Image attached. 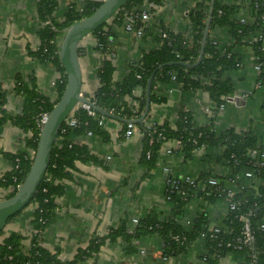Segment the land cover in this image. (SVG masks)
<instances>
[{"label":"trees","instance_id":"obj_1","mask_svg":"<svg viewBox=\"0 0 264 264\" xmlns=\"http://www.w3.org/2000/svg\"><path fill=\"white\" fill-rule=\"evenodd\" d=\"M103 1L82 0L80 6L70 4L60 20L53 15L56 0L37 1L41 42L36 50H29V54L40 61L51 63L60 72V76L53 85V99L43 95L34 76L28 79L17 77L13 89L21 96L19 113L4 108L7 90L0 85V124L11 122L30 132L26 138L27 150L6 153L12 166L0 177V186L8 190L4 198L15 194L30 169L41 130L36 124L37 119L42 112L51 111L65 89L66 74L58 52L66 29L74 22L90 16ZM163 1L126 0L109 18L118 26L124 27L127 22H131L134 28L143 27L140 35L143 36L147 27L140 18L141 13L146 11L151 14L152 6L161 5ZM210 1L194 0L189 7L188 32H174L161 25L160 33L155 36L157 47L143 52L139 60L129 62L128 72L120 79H113L115 66L111 57L106 55L98 70L96 89L90 96H84L111 114L136 120L144 112L146 84L152 74L150 104L159 105L165 100V97L153 88L158 82L175 81L184 90L207 94L213 113L205 125H198L193 113L187 110L179 111L177 120L173 123L168 120L161 123L151 122L148 119L136 123L142 134L140 158L147 170L151 171L160 160L163 144L178 140L179 146L173 151L181 154L184 159H192L195 151L206 148L210 152L209 157L216 153V163L223 166L224 172L207 167L199 171L193 184L175 177L176 181L167 193L172 204L171 216L162 218L157 209H151L145 216L137 218V222L132 225L128 226L123 221L105 235H93L87 246L78 249L71 259H61L59 247L51 250L40 244L41 232L55 216V199L64 192L61 181L70 177L76 161L107 167L106 160L92 154L86 144L76 142V139L87 131L107 138L108 133L104 125L98 123L100 119L104 121L107 117L96 111L91 115L78 106L67 118L72 115L79 123L69 126L65 122L67 118L62 121L52 145L45 174L33 197L23 208L6 219L8 222L26 206L33 205L30 232L23 234L11 230L5 233L4 229L0 230V264H90L101 244L107 240L114 242L121 238L126 245L125 253L131 255L138 251L137 246L141 238L151 235L161 238L163 257L182 253L191 242L203 239L206 242L207 264H220L221 257L231 252L241 257L238 264H264V168H255L251 162L252 153H256L255 157L264 154V143L259 144L257 134L252 129L239 131L233 127L222 129L215 126L217 105L226 102L225 98L237 89V80L232 73L243 69L246 64L239 51L241 47H249L251 50L252 65H259L256 81L264 86V0H214L202 59L197 65L188 66L186 63L192 64L198 57ZM110 28L107 21H102L91 31L96 38L97 47L106 54L111 52ZM215 28L226 30L230 37L227 45L221 46L218 38L211 35ZM137 89L140 92L136 95ZM150 138L153 139L152 143H149ZM146 152H149V156ZM251 169L253 176L246 177L244 173ZM209 179L216 180L217 184H209ZM228 189L235 192L232 199L236 202L237 209L231 210L227 207L222 220L213 223L206 206L225 202ZM194 197L200 199L203 207L190 223L184 224L180 221L184 208ZM245 225L252 236L250 244L239 240Z\"/></svg>","mask_w":264,"mask_h":264},{"label":"crops","instance_id":"obj_2","mask_svg":"<svg viewBox=\"0 0 264 264\" xmlns=\"http://www.w3.org/2000/svg\"><path fill=\"white\" fill-rule=\"evenodd\" d=\"M38 0H0V85L7 90L4 108L13 113L21 111V96L13 89L17 77L28 79L35 77L43 95L55 97L54 82L60 72L49 62L40 61L29 54L40 45L37 13ZM82 0H56L53 15L62 19L70 4L80 6ZM230 2L232 0H222ZM194 0H164L161 5L152 6L153 12L145 20L146 34L137 36L126 30L123 25L110 24L109 50L106 54L97 47L93 34L88 33L78 42V61L81 72L82 95L90 96L98 85V70L104 57L110 56L115 66L114 80L120 79L128 72V63L139 60L143 52L157 47L155 36L160 33V26L174 32H188L189 7ZM188 29V30H187ZM209 30V29H208ZM221 46L230 42L224 28L211 31ZM245 66L232 73L238 88L225 102L222 110L215 117L216 128L233 127L236 130L252 129L257 134L259 144L264 143V86L256 81L257 71L251 63V50L241 47ZM154 90L160 92L165 100L162 104H150L144 119L158 123L177 120L179 111L193 113L198 125L209 122L211 113L207 108L211 104L207 94L201 91L184 90L175 81L158 82ZM136 90L135 94H139ZM86 97V96H85ZM88 98V97H87ZM80 104H77V108ZM74 108V109H75ZM119 117V116H118ZM103 125L107 138L100 135H82L76 142L84 143L89 151L107 161V167L91 162L76 161L69 178L61 181L64 186L62 195L55 199V216L40 234V244L48 249L59 247L61 259H71L76 251L87 246L93 235H105L111 229L125 221L128 226L134 219L145 216L149 210L157 209L162 218L171 216L172 204L168 191L172 188L174 178L194 179L199 171L211 167L217 172H224L215 155L209 157V151L201 148L192 159L186 160L173 151L174 141L166 142L161 147L160 160L148 171L141 161L142 135L134 133L124 135V122L107 117ZM26 132L11 122L0 124V177L11 169V161L6 153L27 150ZM171 152L167 149L172 148ZM32 154L31 151H28ZM34 155V153H33ZM148 171V173H147ZM245 185V184H244ZM248 186V185H245ZM8 190L0 186V200ZM203 207L200 199L194 197L184 208L181 222L188 224L198 210ZM33 205L26 206L18 215L5 223V233L14 230L28 234ZM210 220L219 223L226 213V202L206 206ZM203 239H197L187 249L174 256L164 258L163 242L156 235L145 236L138 243L135 254L125 253V243L121 238L105 241L90 264H207L206 247ZM241 257L235 253H226L220 264H238Z\"/></svg>","mask_w":264,"mask_h":264},{"label":"water","instance_id":"obj_3","mask_svg":"<svg viewBox=\"0 0 264 264\" xmlns=\"http://www.w3.org/2000/svg\"><path fill=\"white\" fill-rule=\"evenodd\" d=\"M126 0H104L101 6L90 16L82 18L71 24L65 31L60 41L59 58L66 74V86L59 99L48 114L47 120L40 130L38 144L33 156L30 169L19 185L17 191L11 197L0 200V230L4 228L6 219L12 213L20 210L25 206L33 194L36 192L37 186L42 180L46 167L49 162L52 145L56 139L59 127L77 104L86 103L96 112L113 119L123 122L133 121L141 122L148 113L149 91L153 74L148 78L146 84V104L143 114L139 119H124L111 114L104 109L96 106L89 98L82 95L81 88V72L78 61V42L84 35L91 31L102 21H107L109 16L117 9V7ZM213 1H210L207 21L203 32L201 47L196 61L192 64L186 63L188 66L197 65L203 56V47L209 28V21L213 8ZM238 88V85L237 87ZM237 90V89H236Z\"/></svg>","mask_w":264,"mask_h":264},{"label":"built area","instance_id":"obj_4","mask_svg":"<svg viewBox=\"0 0 264 264\" xmlns=\"http://www.w3.org/2000/svg\"><path fill=\"white\" fill-rule=\"evenodd\" d=\"M140 18H141L142 21H145V20L149 19V14L146 11H143L141 13ZM241 20H243V19H241ZM124 28L126 30H128V31L133 32L137 36H140L142 34V32H143V30H142L143 27L140 26L138 28H134V25L131 22H127L125 24ZM162 35L164 36L165 34L163 33ZM253 68H255L254 70L258 71L259 65H253ZM172 79H174V76H172ZM231 97H232V95H229L228 97L225 98V101L229 100ZM79 106L82 107V108H84L89 114H91V115L94 114V111L95 110L92 107H90L88 104L81 103ZM224 106H225V102L218 104L217 105V112L220 111V110H222L224 108ZM207 111L209 113H211V114L213 113V111L211 110L210 107L207 108ZM48 114H49V112H45V111L40 114V117L36 121L37 122L36 124H37V126H38L39 129H41L43 127L44 123L47 120ZM65 122L69 126H76L79 123V121H77L72 115L69 118H67ZM98 123L100 125H103V120L100 119ZM134 133H140L141 134L140 127L136 123H134L133 121H127V122H125L124 135L126 137H129V136H131ZM86 135H92V132L91 131H87ZM159 136H160V134H159ZM152 142H153V139L150 138L149 139V143H152ZM174 143H175V146L174 147H178L179 146V141L178 140L177 141H174ZM172 150H173V146H172V148L167 149V152H171ZM255 154L256 153H252L251 154L253 156V159L251 161L253 167H255V168H260V167L261 168H264V154L261 153L259 157H255ZM146 155L149 156V152H146ZM252 172H253V169L248 170V171H246L244 173V175L246 177H252L253 176V173ZM184 181L187 182V183H189V184H193L194 183L193 182L194 179H191L190 177H186L184 179ZM208 183L211 184V185H216L217 184V181L214 180V179H209ZM227 192L228 193H226V199H225V202L227 204V207L229 209H231V210L237 209V204L232 199V196H233V194L235 192H233L232 189H228ZM133 222L136 223L137 222V219H134ZM215 231H217V230H215ZM239 240L241 242H243V243H246V244H250L252 242V236L249 233V229H248V226L247 225H245V227L243 229V232H242V238L239 239ZM164 258H167V257H164Z\"/></svg>","mask_w":264,"mask_h":264},{"label":"rangeland","instance_id":"obj_5","mask_svg":"<svg viewBox=\"0 0 264 264\" xmlns=\"http://www.w3.org/2000/svg\"><path fill=\"white\" fill-rule=\"evenodd\" d=\"M242 180V179H241ZM248 183V182H247Z\"/></svg>","mask_w":264,"mask_h":264}]
</instances>
